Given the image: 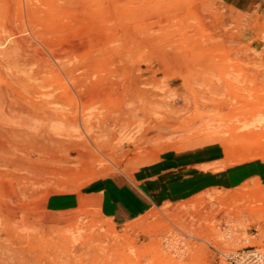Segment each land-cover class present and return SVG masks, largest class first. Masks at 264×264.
<instances>
[{"label":"rangeland","instance_id":"obj_1","mask_svg":"<svg viewBox=\"0 0 264 264\" xmlns=\"http://www.w3.org/2000/svg\"><path fill=\"white\" fill-rule=\"evenodd\" d=\"M263 245L264 0H0V264Z\"/></svg>","mask_w":264,"mask_h":264},{"label":"built area","instance_id":"obj_2","mask_svg":"<svg viewBox=\"0 0 264 264\" xmlns=\"http://www.w3.org/2000/svg\"><path fill=\"white\" fill-rule=\"evenodd\" d=\"M225 257L230 264H264V245L237 250Z\"/></svg>","mask_w":264,"mask_h":264}]
</instances>
